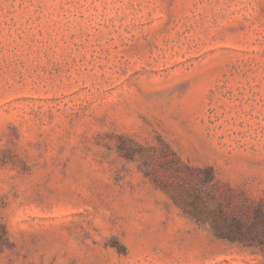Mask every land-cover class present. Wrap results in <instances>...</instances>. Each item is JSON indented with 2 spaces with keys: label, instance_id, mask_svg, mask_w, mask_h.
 <instances>
[{
  "label": "rangeland",
  "instance_id": "obj_1",
  "mask_svg": "<svg viewBox=\"0 0 264 264\" xmlns=\"http://www.w3.org/2000/svg\"><path fill=\"white\" fill-rule=\"evenodd\" d=\"M0 264H264V0H0Z\"/></svg>",
  "mask_w": 264,
  "mask_h": 264
}]
</instances>
